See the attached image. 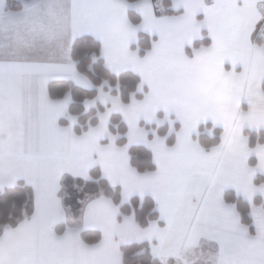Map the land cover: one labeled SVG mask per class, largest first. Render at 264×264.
I'll list each match as a JSON object with an SVG mask.
<instances>
[{
    "label": "snow or ice",
    "instance_id": "6c2138e0",
    "mask_svg": "<svg viewBox=\"0 0 264 264\" xmlns=\"http://www.w3.org/2000/svg\"><path fill=\"white\" fill-rule=\"evenodd\" d=\"M185 12L179 16L154 15L151 0H136L143 15L141 24H132L126 15L127 0H25L22 12L0 11V184L14 183L18 176L34 185L36 210L15 229L0 235V264H122L120 240H158L152 251L165 264L177 260L187 248H196L201 237L215 240L219 251L210 264H264V206L253 205L256 234L249 235L233 204H226L222 192L234 185L250 200L264 184L256 185L257 168H264V144L249 147L242 134L244 124L264 126V46L254 44L251 34L264 18L258 0H175ZM3 0H0L2 8ZM203 10V20L196 18ZM206 25L212 36L210 46L194 49L189 58L185 43ZM159 33V40L143 57L129 44L138 29ZM92 31L103 40V55L115 71L131 66L149 91L143 99L133 95L130 102L101 89L100 98L112 107L100 114L99 123L82 135L71 126L61 127L57 117L66 111L70 97L51 100L46 90L50 76H71L92 86L77 71L70 56L72 40L82 31ZM230 60L232 70L224 63ZM237 64L243 71L235 70ZM202 81L214 85L205 93ZM250 107L241 109V99ZM163 108L182 122L173 146L156 135L147 139L140 126L143 117L157 119ZM119 110L128 123V144L118 146L108 129L110 114ZM212 118L223 125L221 142L210 150L192 138L202 119ZM74 119V118H73ZM105 136L108 144H101ZM148 143L157 169L140 174L129 164L128 146ZM255 152L259 163L248 164ZM99 163L110 182L123 185L124 198L134 192L151 191L161 219L142 228L133 216L117 221L119 207L108 197L93 200L85 213V224L97 226L103 238L85 244L80 229L69 228L57 236L52 225L65 212L56 193L65 172L91 179L90 166ZM119 237V240L116 239Z\"/></svg>",
    "mask_w": 264,
    "mask_h": 264
},
{
    "label": "crops",
    "instance_id": "0c3cea01",
    "mask_svg": "<svg viewBox=\"0 0 264 264\" xmlns=\"http://www.w3.org/2000/svg\"><path fill=\"white\" fill-rule=\"evenodd\" d=\"M15 1H17L20 4V6H21L20 9L14 10V9L9 8V5H8L7 0H3L2 8H0V11H2L3 13L22 12L24 10V8H25V0H15ZM156 1H158V0H151V4H152V7H153L154 15L157 18L163 17V16H179V15H182L185 12V8H184L183 4L176 5L174 3V0H169L170 6H166L164 4V10H163V12H161L159 14V13H157L156 7H155V2ZM160 1H164V0H160ZM238 2H242V0H238ZM205 3L208 6H211L214 3V0H205ZM127 4H128V7L126 8V15L128 17V20L132 24H134V25L141 24L142 21H143V15H142L141 11L139 10V8L136 6V1L130 2V1L127 0ZM263 4H264V0H258L257 7L259 8V10L261 11L262 14H263L262 10L264 9L262 7ZM168 10H171L174 13H167ZM131 11L134 12L138 16V21L137 22L133 21L131 19V17L129 16V12H131ZM204 17H205V13H204L203 10H200L199 12H197L196 18L198 20H203ZM263 19L264 18H262L261 20H259L257 22V24L255 26V29H254V31L251 34V41L254 44H257L255 42V39L257 38V34H258L257 32L259 30V27H260ZM141 34H145V35H148L150 37V47L148 49L144 50L143 53H141V47L138 46V42H139V39H140V35ZM86 35L93 37L94 39H96L100 43V47H101V50H100L101 57L103 58L106 67L112 73L118 75V74L123 73L125 71H132V72L136 73L137 75H139L140 80H142V77H141L140 73L136 69H134L133 67H131V66H128V67L122 69L120 72H117V71L113 70L108 65V63L106 62V58L103 55V52H102V49H103V40L96 33L92 32V31H88V30L82 31L81 33H79L72 40L71 47H70V53H69L70 56H71L72 46H73L75 40L77 38L81 37V36H86ZM205 39L208 40V43L207 44L201 43L199 46L194 47V43L195 42H197V41H200L201 42V41H203ZM157 40H159V33L158 32H151V31H148L146 29L141 28V29H138L136 38L130 42L129 47L133 51H137L138 50V55H140L141 57H143V56H145L147 54L148 51L151 50V48L153 47L154 41H157ZM211 44H212V36L210 35V32H209L208 27L206 25H204V26H202V28L200 30V33L198 35H196L195 37H193L192 42L190 44L189 43H185L184 51H185V54L189 58H193L194 55H195L194 49H198L201 46H205V47L206 46H210ZM257 45H259V44H257ZM71 59H72V57H71ZM75 66H76V63H75ZM224 68H225L226 71H231L232 70V63H231L230 60H226L225 61ZM76 69H77V66H76ZM235 70L237 72L243 71V65L242 64H237ZM77 71H78V69H77ZM84 76H86V75H84ZM62 80H64V81H70V82L74 83L76 86L81 87V88H83L85 90H93V89H96V91H97V95H96V97L94 99H86L83 102V106H84V109H85L84 112L87 114V113L91 112L92 110H97L99 106L102 107V110L101 111H97V113L95 115L96 120H97L96 123L94 125H89L86 130H84V131H82L80 133L76 131V126L79 125V117L76 116V115L69 114V105L72 102L71 94L70 93H67L63 98H60V99H53V98L50 97L49 90H48L49 83L50 82H53V81H62ZM88 80H90V79L88 78ZM263 84H264V79H262L260 81V87L262 89H263ZM91 85L92 86H90V87L89 86H85V85L81 84L80 82H78L77 80H75L74 78H72L71 76H66V75H53V76H50L48 78V80L46 82V90H47V94H48L49 99H51V100H63L65 97H70V99L68 101V104H67L66 111L63 112V113H61L57 117V123H58L59 126H61V127H69V126H71V128H72L73 132H75V134L82 135L83 133L87 132L90 127H94V126H96L99 123L100 114L101 113L106 112L109 108L112 107V101L111 100H109L107 103H105V101L102 98H100L101 89L103 90V92L109 93L111 96H118V97H120L119 94L117 93L118 86H114L113 87V86L109 85L108 82H104L101 86L95 87V85L92 83V81H91ZM149 90H150L149 89V86H148V84L146 82L144 83L143 87H141V85L139 84L138 89H137V92L131 94L130 99H129L128 102H130V100L132 99L133 95H135V97L137 99H143L144 94L146 92H148ZM120 99H121V97H120ZM128 102H125V103H128ZM249 107H250V104H249L247 98H242L241 99V109L244 110V111H247L249 109ZM112 115H118L120 117V121L123 124H125L126 133L124 135L121 134V133H119V132H113V131H111V126L112 125L114 126V128L117 129V124H112V121H111ZM156 115H157V119L147 120V119H145V118L142 117L140 119V121H139L140 126H142L147 131V139L149 141H151L152 139L155 138L156 135H159V136L165 138V143L168 146H170V147L173 146L176 143V140H177V132L182 127V122L179 119L176 118V115H175L174 112L173 113H170L168 115V118L165 119V111H164V109L162 107L157 110V114ZM62 120L64 122H62ZM89 121H90V119H88V123H89ZM207 124H209L210 126L209 127L206 126ZM200 126H204V128L202 130H200ZM161 128H165V130H166V133L165 134H161L159 132V129H161ZM216 128L221 130V134L219 136V139H220L219 143H220L221 142V138H222V134H223V125L214 122L212 118L202 119L198 123L197 131L192 134V138L194 140H196V141L199 142L198 138H199V136L201 134H206V135H208L210 137H213L214 136V129H216ZM108 129L112 133V135L116 137L115 143L118 146H121L122 147L125 144H128V136H127L128 123L124 119L123 114L119 110H113L111 112L110 117H109V122H108ZM245 130H248L250 132H255V134H256V143L254 145L251 146L250 138L245 134ZM241 131H242V134L245 135L248 138V145H249V147L254 148L257 145V143L264 144V126H253V125H250V124H247L246 123L242 127V130ZM171 135H173V137H174L173 144H169L168 143V138ZM123 137L126 139V142L124 144H122V145H119L117 143V141L119 139L123 138ZM260 139H261V141L258 142ZM110 142H111V138L109 136H105L100 141L101 144H108ZM133 145H142V146H144L145 148H147L151 152L152 159H153V163L155 165V169L152 170V171H155L157 169V163L155 161L154 152H153L152 148L150 147V145L148 143L143 142V141L133 142V143H131L128 146V154H129V148L131 146H133ZM212 147H210L208 149L205 148V150H210ZM258 163H259V158H258L257 154L255 152L251 153L249 155V157H248V164H249V166L255 167L256 165H258ZM129 164L131 165V156H130V154H129ZM94 168H98V170L100 171V174L102 175V177L105 178L108 181V183H109V185L111 187H119L120 188V200H121V204L128 203L130 201V199L133 198V197H139V198L142 199L144 197L149 196V197H151L153 199V201H154V203L156 205L157 217L155 219H152L151 221H149V223H148V225L146 227H148L153 221H156L157 224L160 227L166 226V220L161 219L158 201H157L156 197L154 196V194L151 191H146V192L143 193V195H141V193L137 191V192L132 193L128 198H124V195H123V185L121 183H119V182L116 183L115 185H113L110 182V179L108 178V176L103 172L102 166L99 163L90 166V168H89V175L90 176H91L90 171L92 169H94ZM152 171H145V172H152ZM137 172L140 173V174L145 173V172H139V171H137ZM257 175H264V168H257V170L255 172V175L253 177V183L254 184H255L254 181H255V178L257 177ZM67 176H70L73 179H80V180H84V181H93V178H91V179H85L83 176H74L70 172L63 173V175H62V177L60 179V188L57 191L56 196L60 200L61 205L64 208L65 215H64V218L63 219L57 220L52 225V230L54 231V233L57 236L64 235L65 232H67L69 228H78V229H80V233H79L80 234V238L82 239V241L85 244L94 245V244L98 243L103 238V231H102V229H100L97 226H93L91 224L86 225L85 224V213H86V210H87L88 205L93 200L98 199L101 196L110 198L112 200V202L119 207V214L117 216V221L118 222H123L125 216H133L134 219H135V216H134L133 213L123 214L121 212V210H120V205L116 204L111 197L105 196L104 194L99 193L98 195L87 196V197H85L81 201V213H80L79 218L77 220H75L72 217V213H71L70 209L68 207H66L64 205V202H63L64 191H63L62 182H63V179L65 177H67ZM18 180L25 181L32 188V191H33V206H34L32 215H34L35 210H36L35 189H34V185L30 182V180L27 177H25L23 175H20V176L17 177V179H16V181L14 183H3V184H0V189L2 190V189L6 188L8 186H12ZM261 184H264V182H261V183L256 184V185L259 186ZM228 190L234 192L235 195L241 197L243 200H245L248 203V205H249V213H250V217H251V220H252V228H250V226L244 224L241 221V218H240V222L242 224H244V225L247 226L249 235H253L254 236L256 234V232H257V228H256V224H255V217L253 216V213H252V208H253V205H256V206H263L264 205V192L257 191L256 193L253 194V196H252V198L250 200L243 192L238 191L237 188L234 185H226L224 187V189H223V192H222V198H223V200H224V202L226 204H233L235 206V209H236L237 212H238V210H237L236 205L234 203L228 202L225 199V192L228 191ZM256 200H259L260 203H257ZM32 215L30 217H28V218H25V219H30L32 217ZM239 216H240V214H239ZM25 219L19 221L15 226H10V225L4 226L1 235L4 234L6 228H9L10 227V228L15 229V228L19 227V225ZM136 222H137V220H136ZM61 224H64V227H63V229H62L61 232H58L57 231V226L58 225H61ZM146 227H142V228H146ZM85 230H92V231L99 232L101 234L100 240L98 242H96V243H87V242H85L84 239H83V237H82V232L85 231ZM116 239L119 240V237H116ZM132 243H147L149 245V249H150V252H151L152 256L155 257V258H157L158 260H160L161 264H165L164 260L160 256L154 254L153 251H152L153 245L154 244H158V240L155 239V238H153L152 240H149L148 238H144V239L129 238V239H125V240H120L119 241V244H118V248H119V251L121 253V261H122L121 247L123 245L132 244ZM218 251H219V244H218L217 241L210 240L207 237H201L198 246L196 248H194L193 250H191L189 253H187V255L189 256L190 259H195L196 260V264H197L199 260H202V259H204L206 257L213 256ZM167 264H179V262H178V260H177V258L175 256H170L167 259Z\"/></svg>",
    "mask_w": 264,
    "mask_h": 264
},
{
    "label": "trees",
    "instance_id": "16d2710c",
    "mask_svg": "<svg viewBox=\"0 0 264 264\" xmlns=\"http://www.w3.org/2000/svg\"><path fill=\"white\" fill-rule=\"evenodd\" d=\"M130 2L136 0H128ZM9 8L18 10L21 8L20 4L15 0H7ZM166 6H170L169 0H164ZM167 13H174L168 10ZM129 16L135 22L138 21V16L134 12H129ZM255 42L264 46V38L257 37ZM201 43L207 44L208 40L197 41L194 47ZM138 46L141 47V53L150 47V37L145 34L140 35ZM100 43L91 36H81L77 38L72 46L71 57L75 61L77 69L80 73L86 75L95 87L101 86L104 82H108L111 86H118L117 93L123 100L128 102L131 94L136 93L140 84V77L132 71H125L118 75L112 73L105 65L100 53ZM264 89V84H263ZM49 94L53 99L63 98L67 93L71 94L72 102L69 105V114L79 117V125L76 126L77 132H82L88 128L89 125L96 123V113L101 111L102 107L97 110H92L85 113L83 102L86 99H94L97 95L96 89L85 90L76 86L70 81H53L49 83ZM88 119H90L88 123ZM112 124H117V129L111 126V131L126 133L125 124L120 121L118 115H112ZM62 122H64L62 120ZM206 126H210L207 124ZM204 126H200L202 130ZM161 134H165V128L159 129ZM220 129H214V136L210 137L206 134H201L198 138L200 144L208 149L217 145L220 141ZM245 134L250 138L251 146L256 143L255 132L245 130ZM174 137L171 135L168 138V143L173 144ZM258 141V140H257ZM261 139L258 141L260 142ZM126 142L123 137L117 141L119 145ZM131 156V165L139 172L152 171L155 169L151 152L142 145H133L129 148ZM93 181H84L80 179H73L67 176L63 179V202L72 213V217L77 220L81 213V201L91 195H98L99 193L111 197L114 202L120 205V210L123 214L133 213L135 219L141 227H146L152 219L157 217L156 205L153 199L149 196L144 198L133 197L128 203L121 204L120 188L111 187L108 181L102 177L98 168L90 171ZM255 184L264 182V175H257ZM77 184L81 190L75 188ZM225 199L228 202L234 203L240 214L241 221L252 228V220L249 213V205L241 197L235 195L232 191L225 192ZM260 203L259 200H256ZM264 206V205H263ZM33 191L32 188L23 180H18L12 186L0 189V235L3 227L6 225L15 226L19 221L28 218L33 213ZM64 224L57 226V231L61 232ZM82 237L87 243H96L100 240L101 234L97 231L85 230L82 232ZM122 264H161L160 260L153 257L149 245L147 243H132L123 245L121 247Z\"/></svg>",
    "mask_w": 264,
    "mask_h": 264
},
{
    "label": "clouds",
    "instance_id": "9594fccd",
    "mask_svg": "<svg viewBox=\"0 0 264 264\" xmlns=\"http://www.w3.org/2000/svg\"><path fill=\"white\" fill-rule=\"evenodd\" d=\"M175 3V0H174ZM176 4V3H175ZM213 84L211 81H202L199 85V87L205 92H210L211 89L213 88ZM10 228V227H9ZM13 229V228H11ZM191 250H193L192 248H187L183 251L182 257L178 260L179 264H196V260L195 259H190L189 256L187 255V253H189ZM205 264H210L209 259L205 260Z\"/></svg>",
    "mask_w": 264,
    "mask_h": 264
},
{
    "label": "rangeland",
    "instance_id": "374dc122",
    "mask_svg": "<svg viewBox=\"0 0 264 264\" xmlns=\"http://www.w3.org/2000/svg\"><path fill=\"white\" fill-rule=\"evenodd\" d=\"M155 7H156L157 13L160 14L164 10V1H160V0L156 1L155 2ZM262 7L264 8V4H263ZM262 12L264 14V9L262 10ZM257 33H258L257 34V37L264 38V19H263V21H262V23H261V25H260L259 30H258ZM74 186H75V188H78L79 187L77 184H75ZM78 189L81 190L80 188H78ZM208 258L209 257H206V258H204L202 260H199L197 264H205V260H208Z\"/></svg>",
    "mask_w": 264,
    "mask_h": 264
}]
</instances>
